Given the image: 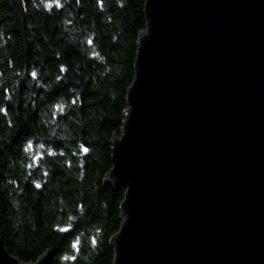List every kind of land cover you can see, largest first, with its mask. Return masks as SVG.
<instances>
[{"label": "water", "instance_id": "water-1", "mask_svg": "<svg viewBox=\"0 0 264 264\" xmlns=\"http://www.w3.org/2000/svg\"><path fill=\"white\" fill-rule=\"evenodd\" d=\"M144 11L105 179L126 189L114 264H264V0ZM0 264H24L1 236Z\"/></svg>", "mask_w": 264, "mask_h": 264}, {"label": "trees", "instance_id": "trees-1", "mask_svg": "<svg viewBox=\"0 0 264 264\" xmlns=\"http://www.w3.org/2000/svg\"><path fill=\"white\" fill-rule=\"evenodd\" d=\"M145 4L0 0V236L24 264H114L126 189L105 179Z\"/></svg>", "mask_w": 264, "mask_h": 264}, {"label": "snow or ice", "instance_id": "snow-or-ice-1", "mask_svg": "<svg viewBox=\"0 0 264 264\" xmlns=\"http://www.w3.org/2000/svg\"><path fill=\"white\" fill-rule=\"evenodd\" d=\"M35 75H36V74L33 73V76H35ZM28 147H29V149H31V147H32L31 144H29ZM84 151H87V149H84ZM78 243H79V242L77 241V244H78Z\"/></svg>", "mask_w": 264, "mask_h": 264}]
</instances>
